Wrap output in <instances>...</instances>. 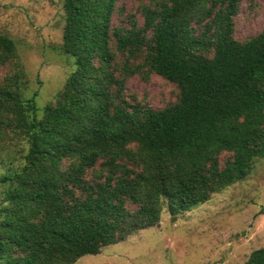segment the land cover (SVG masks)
Returning a JSON list of instances; mask_svg holds the SVG:
<instances>
[{
	"label": "trees",
	"instance_id": "obj_1",
	"mask_svg": "<svg viewBox=\"0 0 264 264\" xmlns=\"http://www.w3.org/2000/svg\"><path fill=\"white\" fill-rule=\"evenodd\" d=\"M119 1L62 0L73 68L40 115L0 33V264L97 255L264 158V26L233 38L241 0H137L132 14ZM150 75L176 89L157 110L127 92ZM243 264H264V245Z\"/></svg>",
	"mask_w": 264,
	"mask_h": 264
},
{
	"label": "rangeland",
	"instance_id": "obj_2",
	"mask_svg": "<svg viewBox=\"0 0 264 264\" xmlns=\"http://www.w3.org/2000/svg\"><path fill=\"white\" fill-rule=\"evenodd\" d=\"M118 6L124 14L136 13L139 8L137 0H120ZM119 22L120 16L114 15L113 23ZM62 26V0H0V33L15 45L26 72L22 95L29 98L36 94L38 115L42 106L53 101L73 68L72 60L60 52ZM263 26L264 0H241L233 38L244 42ZM127 92L156 110L173 102L176 95L174 86L156 75H150L147 82L132 76ZM263 245L264 158L255 162L243 180L174 221L162 209L153 227L74 264H243Z\"/></svg>",
	"mask_w": 264,
	"mask_h": 264
}]
</instances>
